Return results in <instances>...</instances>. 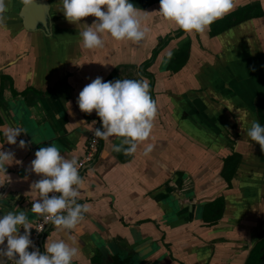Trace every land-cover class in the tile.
<instances>
[{
  "label": "crops",
  "instance_id": "obj_1",
  "mask_svg": "<svg viewBox=\"0 0 264 264\" xmlns=\"http://www.w3.org/2000/svg\"><path fill=\"white\" fill-rule=\"evenodd\" d=\"M46 1L51 36L40 30L26 31L19 16L22 0H6V26L0 27V128L17 124L25 131L15 145L7 144L0 131V150L14 153L13 163L6 166L10 181L0 186V216L18 208L28 213L32 227L39 217L30 211L32 202L39 198L30 185L40 177L29 170V165L40 147L56 145L62 155L77 160L82 157L89 131L101 127L95 112L81 113L76 103L85 85L96 77L105 82L146 79L157 108L151 134L139 142L132 155L112 151V145L122 138L99 140L94 163L81 174L87 184L77 202L87 204L89 211L79 231L72 230L78 251L71 264L112 263L118 252L143 263H160L169 254H181L188 264L190 256L204 250L192 236L198 225H175L179 210L173 205V197L183 198L174 192L184 173L195 176L197 189L207 184V169L193 175L197 159L203 162L213 158L214 150L215 158L223 156L227 141L212 119L232 115L239 125L248 115L244 93L250 79L244 70L264 64L260 56L264 53V0H234L233 10L224 16L246 6H256L259 14L220 32L213 33L209 26L204 32H184L181 36L174 23L152 13L159 10L158 2L140 9L150 14L143 18L141 27L146 29V36L142 41H116L105 36L104 47L91 50L82 46L78 33L83 24L91 25L95 18L69 23L58 12L59 0ZM187 43V61L179 70L172 69L173 56ZM150 59L153 61L147 64ZM185 116L188 120L183 119ZM241 130L234 133L239 150L244 144L243 127ZM20 140L25 141L26 148L18 147ZM30 140L32 144L27 143ZM149 146L151 151L146 152ZM184 179L189 183V178ZM207 194L199 192L196 198ZM191 198L195 202L196 198ZM179 204L183 207L182 202ZM196 230L209 241L218 242L222 236L221 231ZM19 231L23 234L24 229ZM235 236L237 240L242 237ZM61 238L64 235L49 224L41 251L44 253L47 240ZM5 246L6 241L0 247ZM222 247L217 246V254H228L229 246ZM207 249L210 254L211 247Z\"/></svg>",
  "mask_w": 264,
  "mask_h": 264
},
{
  "label": "clouds",
  "instance_id": "obj_2",
  "mask_svg": "<svg viewBox=\"0 0 264 264\" xmlns=\"http://www.w3.org/2000/svg\"><path fill=\"white\" fill-rule=\"evenodd\" d=\"M58 3V12L69 23L78 24L86 17L95 18L91 25L83 24V30L78 33L85 49L103 48L105 36L133 43L142 41L146 36V29H142L141 25L143 18L150 14L138 9L129 0H59ZM22 4L27 9L35 4V0H22ZM234 6V0H160L159 10L152 13L174 23L184 32L200 33L232 11ZM7 11L6 0H0V27L6 26ZM76 103L81 113L95 112L99 118L101 127L93 128L94 138L97 141L122 138L119 144L112 145V151L124 155L134 154L139 142L149 138L157 112L146 79L105 82L102 77H96L79 92ZM68 107L71 115L70 102ZM95 123L93 121V125ZM249 124L247 137L264 152V126L255 119ZM0 131L9 145H15L17 137L25 133L20 125L5 124ZM18 147L23 149L27 145L20 140ZM0 149H3V144H0ZM145 151L150 152L151 146ZM34 156L29 170L40 179L33 181L30 188L39 198L32 202L30 211L44 217L65 238L47 240L45 251L41 253L30 239L32 221L28 213L17 208V211L0 216V246H4L6 241V246L0 247V258H3L0 264H5V261L11 264H71L78 251L72 230L79 231L80 222L89 211L87 204L77 202L87 181L79 174L78 160L62 155L56 145L40 147ZM13 160V152L0 150V186L10 181L6 166L11 165ZM43 226L40 225V231ZM21 227L23 234L19 231ZM29 248L33 250L28 251Z\"/></svg>",
  "mask_w": 264,
  "mask_h": 264
},
{
  "label": "flooded vegetation",
  "instance_id": "obj_3",
  "mask_svg": "<svg viewBox=\"0 0 264 264\" xmlns=\"http://www.w3.org/2000/svg\"><path fill=\"white\" fill-rule=\"evenodd\" d=\"M141 1L143 3L145 0H140L139 2ZM236 11H240L243 16L246 13H250V16H248L250 18L259 14L256 6L241 7L234 12ZM232 17L234 20L239 18L238 15L234 14L224 20L226 18L224 16L216 23L210 25L211 30L215 29L216 26L219 27L218 30H215L216 32L223 30L230 24ZM177 33L181 36L184 31L179 30ZM187 44L183 45L179 50ZM152 61L150 59L147 63ZM234 104L238 105L236 102ZM252 112H255L254 115L260 124L264 126V99H260L257 104H253ZM183 119L188 120V117L185 116ZM211 123L221 127V131L227 141L222 149L223 156L215 158L216 151L214 150L212 151L213 158L206 159L203 161L204 163L199 162V159H197L193 175L196 172L199 174L203 169H207L210 175V180L207 184L200 186L199 189L196 188L195 176L185 175V173L180 174L179 185L175 189L174 194L177 196L181 195L180 197L183 199L177 200L173 197V205L179 210L178 216L176 213L177 220L174 223H176L175 225H198V229H203V232L206 231L207 233L221 231L222 236L218 238V242H215L216 240L209 241L197 234V228L193 229L192 236L194 238L197 237L202 243L204 252L190 256L192 258H190L189 261L191 262L188 264H264V163L260 164L258 161L257 163L254 162L253 165L250 164V159L245 157L247 150L245 144H242L240 150L235 147L240 144L236 142L234 133L242 131L243 126L238 125L232 115L224 118H213ZM237 136V138H240L239 134ZM249 153L251 154L252 151ZM184 178H189V183ZM199 192H207L208 194L204 195L202 199H197L196 196ZM191 197L196 198H194L195 202L191 201ZM189 198L190 202L186 203ZM179 202H182L183 207L180 208ZM234 202L237 206L233 205ZM187 209L191 211L189 212ZM184 210H187L186 214ZM236 234L242 235L240 240L235 238ZM233 236L234 238L232 239ZM162 244L164 248L169 250L167 243L163 242ZM225 245L230 248L228 254L222 256L217 254L219 252L217 246L222 247ZM209 247H211V251L210 254H207V248ZM184 258L185 256L181 254H169L167 259H163L162 262L158 263L187 264L183 261ZM112 263L158 264L156 262H138L130 255L115 259Z\"/></svg>",
  "mask_w": 264,
  "mask_h": 264
},
{
  "label": "water",
  "instance_id": "obj_4",
  "mask_svg": "<svg viewBox=\"0 0 264 264\" xmlns=\"http://www.w3.org/2000/svg\"><path fill=\"white\" fill-rule=\"evenodd\" d=\"M49 11L50 6L46 0H35V4L27 9L22 7L21 11L19 12V16L22 19L23 26L26 31L33 32L35 30H40L44 33V35L48 37L51 36L52 24L49 16ZM260 54V56L264 58V53ZM262 60L264 61V59ZM13 63L14 61L10 64ZM244 72L247 78L250 79V84L247 83V87H245L244 93V100H246L244 101V108L248 116L244 119L239 120V125L243 124L242 126L244 129L243 133L241 134V138L243 140V143L245 144V147H247L245 157L246 159H250L249 163L253 165L254 162L257 163L259 161L260 164H263L264 160L262 159H264V152L261 151L260 146L258 144H255L247 137L246 131L250 126L249 122L251 120H258L257 117L254 115L255 112H251L253 109V104H257L258 100L264 99V64H258V67L256 66L253 70L245 69ZM56 89H58V87H56ZM16 118H19L18 115H16ZM15 123H18V120ZM27 143L32 144L33 142H31L30 140ZM250 151H252L251 154L249 153ZM233 205L237 206L235 202L233 203ZM117 255V259L121 258L122 256H125L122 252H118Z\"/></svg>",
  "mask_w": 264,
  "mask_h": 264
},
{
  "label": "built area",
  "instance_id": "obj_5",
  "mask_svg": "<svg viewBox=\"0 0 264 264\" xmlns=\"http://www.w3.org/2000/svg\"><path fill=\"white\" fill-rule=\"evenodd\" d=\"M93 130V129H92ZM92 130L89 131L87 136V141L84 148V153L81 158L78 159V165H79V174L81 175L85 169H87L89 166H91L97 156V153L99 151V141L94 138L92 134ZM52 195V194H49ZM58 195V194H57ZM43 224V230L40 231V225ZM50 223L46 222L44 217L39 216L37 220L35 221L32 229L30 230V239L33 242V245L35 248L39 249L41 253V242L42 237L44 236L46 230L48 229ZM33 248H29L28 251H32ZM6 264H11L10 261H7Z\"/></svg>",
  "mask_w": 264,
  "mask_h": 264
},
{
  "label": "trees",
  "instance_id": "obj_6",
  "mask_svg": "<svg viewBox=\"0 0 264 264\" xmlns=\"http://www.w3.org/2000/svg\"><path fill=\"white\" fill-rule=\"evenodd\" d=\"M139 1L140 0H129V3H132L138 9H145V8L155 4V3L160 2V0H145L143 3H142V1L141 2H139ZM234 14L238 15L239 18H237V20H234L233 17H232L230 19V24L227 25L226 28L231 27L232 25L236 24L237 22H239L241 20L250 18V17H248V16H250V13H246L243 16V15L240 14V11H236V12L230 14V15L225 16L226 18H224V20L230 18V16L234 15ZM226 28H224V29H226ZM212 30H213V33L216 32L215 29H212ZM220 31L221 30H219L217 32H220ZM188 55H189V44H187L181 50H179L177 53H175V55L173 56L172 62H171L172 65H174V66H172V68L174 70H179L185 64V62L187 61Z\"/></svg>",
  "mask_w": 264,
  "mask_h": 264
},
{
  "label": "rangeland",
  "instance_id": "obj_7",
  "mask_svg": "<svg viewBox=\"0 0 264 264\" xmlns=\"http://www.w3.org/2000/svg\"><path fill=\"white\" fill-rule=\"evenodd\" d=\"M218 28H219V27H218V26H216L215 30H218Z\"/></svg>",
  "mask_w": 264,
  "mask_h": 264
}]
</instances>
